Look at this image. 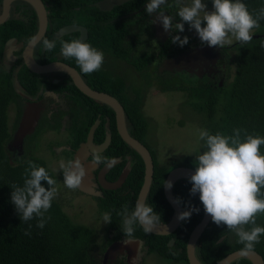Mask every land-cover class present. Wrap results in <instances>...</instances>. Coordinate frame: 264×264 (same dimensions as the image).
<instances>
[{
  "label": "flooded vegetation",
  "instance_id": "obj_1",
  "mask_svg": "<svg viewBox=\"0 0 264 264\" xmlns=\"http://www.w3.org/2000/svg\"><path fill=\"white\" fill-rule=\"evenodd\" d=\"M147 2L148 0H36L32 3L31 0H0V80L9 81L14 91L8 107L11 137L5 143L7 153L12 163H26L32 158H38L47 165V159L39 153L41 150L39 146L44 145L42 150L47 151L53 162V165L48 168L57 181L58 194L55 199L68 216L66 200L69 201L68 194L71 199L70 191L73 190L65 187L59 162L63 159L67 163L68 160L75 159L81 146L88 144L91 132L92 137L89 144L92 147H99L110 138L108 146L101 154L118 160V163L105 174V181L107 183L116 182L124 172L127 173L120 188L105 189L100 181V171L104 164L95 167L89 165L92 161L93 151L91 149L82 161L88 174L89 187L93 192L89 194L80 189L75 191L81 197L88 195L97 202L98 206L95 205V209L98 215H101V220H103L99 205L101 199L111 196V199L115 200L116 192L124 189L133 167L142 159L120 136L114 107L80 90L74 76L87 88L117 99L126 112L125 95L130 98L135 97V88L140 89L146 101L153 89L162 94H173L179 90H175L179 87L181 90L199 86H207L212 90L223 87L229 77L238 47L246 46V44L233 40L231 46L209 47L201 42L196 31L190 29L188 24H185L183 33L176 32L174 27L173 30L169 29L166 32L162 22L157 20L158 13L148 16ZM203 2L207 5L208 11L214 10L212 0H203ZM169 4L170 7L162 10L166 12V15L174 17L173 23L175 24L179 22L178 8L175 0H169ZM40 14L45 17L41 18ZM174 35H180L181 39L187 36L189 43L183 47L179 43L173 44L171 38ZM33 36H39L41 42L35 46H29L27 41ZM43 39L55 40L56 47L51 52L47 51L43 47ZM77 39L103 52L104 62L100 70L84 74L75 58H65L61 55L60 41L71 42ZM119 42L122 43L121 48L114 46ZM118 49L124 51L127 59L117 55ZM189 54H196V60L190 65L185 62L179 64V59H186ZM27 58L38 65L52 67L44 72H34L29 67ZM198 62L201 63V68ZM204 63L205 66H203ZM207 67L211 72L205 73ZM127 68H131L136 74L135 81H129ZM67 69L74 71V76ZM121 83L125 86L122 94L125 100L119 97L116 90V85ZM28 109L33 112L38 111V121L33 132L27 134L22 141H18L15 134ZM126 119L130 134L149 149L154 161V175L157 165L168 164L172 166V170L181 166L159 163L154 152L132 132L128 125L127 114ZM118 136L127 146L126 153H119L122 144ZM117 167H121V171L114 178ZM178 183L179 181L173 187L176 199L179 198L176 189ZM164 184L163 193L166 198ZM147 201L148 199L146 203ZM168 204L169 208H163L167 209V212L162 215L160 225L171 221L174 210L169 202ZM179 205L182 210L181 203ZM153 209L156 213L159 210V208ZM169 209H172V214L164 219L169 214ZM180 226L181 224L167 235H158L145 233L143 227L139 225L135 227L132 237H126L125 234H119L115 228L110 227L109 223V226L107 224L108 233L102 238L98 237V244L106 245V249L103 251L99 246L96 256L101 259L102 264H144L145 259L149 257L151 259L158 257L169 264H190L188 241L185 248L179 243ZM226 237L228 236L224 235L223 241ZM126 239L142 241L137 251L138 254L132 249L129 251L123 249L117 253V256L110 254L106 258V252L113 243ZM161 241H165L168 247V251L165 250L162 254L157 250ZM231 241L234 242L233 239ZM199 242L200 240L196 246V254L202 262L199 258ZM238 250L240 249L235 251ZM243 262L241 258L231 264H244Z\"/></svg>",
  "mask_w": 264,
  "mask_h": 264
},
{
  "label": "trees",
  "instance_id": "obj_2",
  "mask_svg": "<svg viewBox=\"0 0 264 264\" xmlns=\"http://www.w3.org/2000/svg\"><path fill=\"white\" fill-rule=\"evenodd\" d=\"M243 2L247 5L249 12L264 7V0H243ZM253 31L258 37L253 36V40L246 46L238 47L229 77L223 87L213 90L207 86L186 89L189 97L196 98L190 103L191 107L195 113L204 115V129L211 134L221 132L231 135L233 129L240 128L247 130L249 134H258L264 137V47H261V43L264 42V20L260 21V28ZM121 45L122 43L119 42L114 46L121 48ZM117 53L121 58L127 59V55L122 49H118ZM124 89L125 86L122 83L116 85L119 97L124 100L126 97L128 125L138 139L144 141L143 136L147 130V119L143 112L145 95H142L139 88H135V97L130 98L126 95L124 97L122 95ZM13 95L11 83L0 80V264H102L101 259L96 256L99 251L97 248L100 246L104 251L106 245L98 244V232L86 225L75 224L56 199H53L51 208L45 214L47 223L43 229L36 226L38 218L35 215L32 220L23 222L15 205L11 202V192L13 191L11 186L13 184L23 186L25 169L28 167L27 162L12 163L5 146L11 137L8 107ZM120 143L122 146L119 148V153H126L127 146L121 138ZM260 151L261 154H264V145L260 146ZM30 161L44 167L55 179L43 161L38 158H32ZM194 164L196 165V161L189 157L177 165L196 169ZM171 170L172 166H168V164L157 165L147 201L150 207L159 208L157 214L160 217L167 212V209L163 208H169L163 193V184ZM115 171L114 178L119 175L121 167H117ZM144 174V162L140 159L139 163L133 167L124 189L116 192L115 200L108 196L99 202L100 211L102 214L105 212L111 214L110 227L115 228L119 234L124 233L123 217L118 213L125 205L128 206L129 213L134 210ZM189 181L181 180L176 186L182 212L189 210L192 206L198 207L200 211L193 213L190 219L181 223L179 243L184 248L191 232L204 214L199 194L197 193L195 196L190 194L192 184ZM42 185L48 187L46 181H42ZM261 191L264 192V189ZM168 212L169 214L164 219L171 216L172 209H169ZM256 222L257 225L264 227V214L257 215ZM30 225L31 227H29ZM137 226H139L138 223L134 225V229ZM26 231H29L30 235H25ZM229 233H231L234 242L229 240ZM224 235L228 237L221 241ZM242 247L243 245L238 243L236 234L229 231L226 225L217 226L211 220L199 242V258L205 264H216L229 253ZM167 248L166 242L161 241L157 250L162 254L165 250L168 251ZM255 250L264 259V235L260 237V243L255 246ZM243 261L244 264H251L247 259H243Z\"/></svg>",
  "mask_w": 264,
  "mask_h": 264
},
{
  "label": "clouds",
  "instance_id": "obj_3",
  "mask_svg": "<svg viewBox=\"0 0 264 264\" xmlns=\"http://www.w3.org/2000/svg\"><path fill=\"white\" fill-rule=\"evenodd\" d=\"M212 4L214 10L208 11L203 0H175L179 17V22L175 24L174 17L166 15L162 10L171 6L169 0H148L146 12L148 16L158 13L157 20L162 22L166 32L174 27L176 32L183 33L185 24H188L190 29L196 31L201 42L209 47L224 48L231 46L233 40L241 44L253 40V30L260 28V21L264 20V7L249 12L243 0H212ZM39 42V36H33L27 41L29 46H35ZM171 42L179 43L183 47L189 43V38L185 36L181 39L180 35H174ZM60 43L61 55L75 58L84 74H91L102 67L103 52L89 43L82 42L81 39L71 42L61 40ZM42 44L49 52L56 47L55 40L43 39ZM261 47H264V42ZM197 131L198 140L205 142L206 150L196 155V170L189 181L192 184L190 194H199L206 214L211 216L217 226L226 225L229 231L236 234L238 243L243 245L239 255H252L255 246L260 243V237L264 235V227L256 222L257 215L264 214V192L261 191L264 189V154L260 151V146L264 145V137L249 134L247 130L240 128L233 129L231 135L221 132L211 134L206 129ZM102 163L110 169L118 160L103 156L99 149L94 150L89 165L95 167ZM27 164L23 186H11V202L23 222L32 220L35 215L38 218L36 226L43 229L47 223L45 214L58 194L57 181L44 167L32 161ZM59 167L65 187L75 191L82 186L87 173L80 158L70 159L67 163L62 159ZM42 181L47 182V188L42 185ZM164 187L170 190L173 185L165 182ZM174 203L180 204L181 200L177 198ZM199 211L198 207L192 206L181 212L178 220L186 221ZM118 215L123 217V233L126 237L133 236L134 225L137 223L143 227L145 233L150 234L161 221L160 215L145 202L142 195L136 200L131 213L125 205ZM103 221L111 223V214L103 213ZM248 225L251 227H246ZM24 234L30 235V232L26 231ZM219 264H224L223 260Z\"/></svg>",
  "mask_w": 264,
  "mask_h": 264
},
{
  "label": "rangeland",
  "instance_id": "obj_4",
  "mask_svg": "<svg viewBox=\"0 0 264 264\" xmlns=\"http://www.w3.org/2000/svg\"><path fill=\"white\" fill-rule=\"evenodd\" d=\"M198 64L200 67L201 63L198 62ZM203 66H205V63ZM126 70L129 75V81H135L136 74L131 68H127ZM209 72L211 70L207 67L205 73ZM177 89L179 88L175 90ZM163 94L153 89L145 101L143 112L147 119V130L144 133L143 140L154 152L156 160L162 165L167 163L177 165L189 157L196 161V155L202 154L206 150L205 142L198 140L197 131L198 129H204V115L195 113L190 104L196 98L189 97L188 92L181 89L175 91L173 94ZM39 147L41 148L39 153H42L47 159L48 167H51L53 165L51 156L46 150H42L44 148L43 144ZM193 166L196 167L195 164ZM70 192L72 197L70 199V195H67L69 201L66 200V205L69 216L73 219L71 220L75 224L91 227L98 232L99 238L104 237L108 233L107 224L109 226V223H104L100 219L101 215H98L95 209L98 206L97 202L88 195L81 197L76 191ZM229 240L231 241V236H229ZM139 248L140 245L135 242L123 245L119 244L113 251V254L117 256V253L123 249L128 251L132 249L138 254ZM144 264L169 263L158 257L153 259L149 257L145 259Z\"/></svg>",
  "mask_w": 264,
  "mask_h": 264
},
{
  "label": "water",
  "instance_id": "obj_5",
  "mask_svg": "<svg viewBox=\"0 0 264 264\" xmlns=\"http://www.w3.org/2000/svg\"><path fill=\"white\" fill-rule=\"evenodd\" d=\"M7 1H12V0H7ZM31 1H32V3L36 2V0H31ZM35 6L38 8V6L36 4H35ZM42 16H44V15H41V18H42ZM42 23H43V21H42ZM42 28H44V27H42ZM254 37H258V35H255ZM190 58H191V60H190ZM194 60H196V54H189V55H187L186 59L185 58L179 59V64L185 62V63H188L190 65V63L193 62ZM174 62H176V61L174 60ZM27 63L29 65V67L31 68V70L34 72H37V73L47 71L52 67V66L38 65L35 61L30 60V59H28ZM67 70L69 72H71L72 75L74 76V73H75L74 71H70L69 69H67ZM74 78L76 80L77 87L80 90L84 91L87 95L93 97L94 99L100 100L103 103L110 104L114 107L115 112H116V119H117L118 131H119L120 136L132 149H134L141 156V158L144 162V166H145L144 183L141 187L138 198L142 195V198L146 202V200L148 199V196L150 194L151 186H152V182H153V178H154V161H153V157H152L149 149L141 141L137 140L136 138H134L130 134L129 129L127 127V119H126L125 109L117 99H115V98H113L110 95L105 94V93L95 92V91L87 88V86L85 84H83V82H79L75 76H74ZM37 121H38V111L36 110L35 112H33L32 110L28 109L25 112L24 117L22 119V122L19 126V129L17 130V132L15 134L16 140L22 141L27 134H30L31 132H33L35 125L37 124ZM91 137H92V132L88 138L89 142L91 141ZM109 140H110V138H109ZM109 140H107V142L104 145L99 146V147H92V145H90L89 142H88V144L82 145L81 148L79 149L75 159L78 157L81 159V161H83L90 149L92 151L99 149V151L102 152L108 146ZM110 169H107L106 165H104V167L100 171V181H101L103 188L110 189V190H116L123 185V183L126 179L127 173L124 172L116 182L107 183L105 181V179H106L105 174ZM195 170L196 169L186 167V166L176 167L168 174L165 182H171L173 187H174V185L176 184L177 181H180L183 179L190 180L191 176L195 173ZM87 175L88 174H86V176L84 178V182L82 181V186L79 189L84 191V192H88L89 194H91L93 191L89 187ZM173 187L170 190H167L164 187V192H165L166 198L174 210V213L171 217V221L168 224L159 225L157 228H155L154 231L152 232L154 234L167 235V234L173 232L177 228V226L181 224V221L178 220V216L182 212V210H181V207L179 204L174 203L176 198H175V195L173 193ZM211 220H212L211 216L206 214V212L204 210L202 220L196 225V227L193 229V231L190 234V237L188 240V259H189L190 264H205L198 259L197 254H196V246H197L198 241L200 240V238L202 237V235L206 231ZM221 241H222V239H221ZM131 242H136L138 245H140L142 243L141 240H137V239H126V240H123L120 242H115L108 248V250L106 252V258L109 257V253L113 254V251L119 246V244L123 245V244H126V243L128 244ZM241 258L247 259V260L251 261L253 264H264L263 257L257 251H255L254 254L249 255V256H241V255H239V250H238V251H235L233 253H230L229 255H227L226 257H224L221 260H223L224 264H231L234 261L241 259ZM219 262H217L216 264H219Z\"/></svg>",
  "mask_w": 264,
  "mask_h": 264
}]
</instances>
